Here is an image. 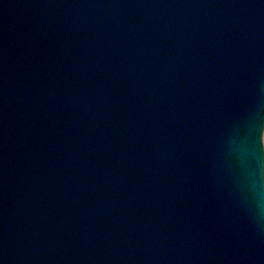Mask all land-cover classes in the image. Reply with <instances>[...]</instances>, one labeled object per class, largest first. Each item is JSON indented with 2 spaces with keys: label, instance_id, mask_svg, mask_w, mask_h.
Wrapping results in <instances>:
<instances>
[{
  "label": "water",
  "instance_id": "1",
  "mask_svg": "<svg viewBox=\"0 0 264 264\" xmlns=\"http://www.w3.org/2000/svg\"><path fill=\"white\" fill-rule=\"evenodd\" d=\"M263 125L264 0H0V264H264Z\"/></svg>",
  "mask_w": 264,
  "mask_h": 264
}]
</instances>
